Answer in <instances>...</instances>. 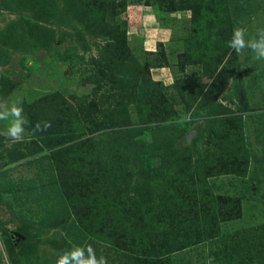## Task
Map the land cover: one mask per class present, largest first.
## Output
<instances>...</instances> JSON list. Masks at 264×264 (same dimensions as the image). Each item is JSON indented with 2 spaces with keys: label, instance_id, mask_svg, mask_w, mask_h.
Instances as JSON below:
<instances>
[{
  "label": "rangeland",
  "instance_id": "374dc122",
  "mask_svg": "<svg viewBox=\"0 0 264 264\" xmlns=\"http://www.w3.org/2000/svg\"><path fill=\"white\" fill-rule=\"evenodd\" d=\"M112 1L114 17L107 14L99 20L114 25L130 57L120 67L102 66L101 72L93 58L100 57L112 38L90 33L79 16L88 2L97 16L104 9L102 0H0V99L11 103L19 98L28 122L22 145L0 135V264H55L58 255L73 246L93 247L108 264H222L221 247L225 246L224 254H230V243L240 244L235 245L240 249L241 236L247 230H258L264 240V62L255 60L250 52L236 54L239 74L230 77L216 103H200L202 94L197 93L200 82L209 81L205 57L214 61L221 54L226 59L232 57L228 56L233 54L228 41L235 27L247 28L249 35L264 27V0ZM82 35L89 49L83 47ZM145 73L158 82L159 89L154 96L143 94L145 100L138 107L135 101H139L142 86L136 78H143ZM161 73L166 77L160 79ZM233 82L243 84L248 99L250 110L243 117L240 98H230ZM52 94L72 102L79 110L78 118L61 125L59 135L39 134L32 124L38 113L35 105ZM158 101L164 103V113L183 125L182 130L175 128L179 137L174 141L171 130L161 129L164 147L176 155L196 153L202 157L203 169L191 167L195 177L216 164L217 154L225 157L218 162L221 166L230 155H238L239 149L244 152L243 132L254 152L248 173L207 177L209 188L205 190L191 189L182 181L180 188L162 180L161 187L150 191V183L156 182L148 171L141 170L147 163H140L136 170L141 176L135 174L132 179L139 184L130 189L129 199L115 197L118 201L99 202L91 213L68 209L73 198L58 195L57 185L70 176L83 186L86 178L75 165L79 159L70 155H77L80 148H94L99 134L100 148H111L118 141L131 146L123 143L133 132L130 126L148 118V112L143 111L153 109ZM122 102L128 109L113 114L114 122L103 125L105 113L113 112ZM3 128L4 122H0V130ZM153 144L154 153L163 147ZM74 146L79 148L72 151ZM68 163L74 164L72 169ZM233 164L236 168L244 165L239 156ZM143 193H148L145 206L140 200ZM148 200L160 209L162 221L171 228L162 229L155 223ZM114 201L125 210H118ZM239 208L240 216L234 217ZM204 210L214 220V230L209 232L198 220ZM90 214L98 218L88 219ZM108 220L121 232L114 245L101 234V225ZM176 227L198 234L199 239L179 251L167 252L180 246L171 231ZM9 232L15 234V242L5 237ZM234 257L241 258L237 253ZM242 259L245 262L240 264L258 263L255 254ZM261 260L264 264V252Z\"/></svg>",
  "mask_w": 264,
  "mask_h": 264
},
{
  "label": "trees",
  "instance_id": "16d2710c",
  "mask_svg": "<svg viewBox=\"0 0 264 264\" xmlns=\"http://www.w3.org/2000/svg\"><path fill=\"white\" fill-rule=\"evenodd\" d=\"M102 6H104V9L102 8L99 12V14L96 16L95 8L88 3H84L83 5V12L80 13L79 20L82 22V24L87 25V29L90 33L99 34L100 36H110L112 38L111 41L108 42L102 49V54L98 58H93L94 63L99 66V71L103 72L102 66L106 68H112L115 65L120 67L123 63V60H125L127 57H130L128 54V50L123 44V41L119 37L116 29L114 28V25L111 26V24L102 23L101 21L105 19V16L107 14L111 17H114V7L112 9V6L114 2L112 0H102ZM120 6L124 7L121 3ZM96 16V17H95ZM103 16V17H102ZM96 18V20L93 19ZM101 17L102 20H99ZM100 23V24H98ZM82 45L85 49H89V43L87 42L85 36L82 35ZM228 51V50H227ZM206 55H202V57H205ZM236 53L233 52L232 57L229 59H226L225 54H221L219 59L217 61H214L213 58L205 57L207 59V66L210 69L207 73H205L209 77V81L206 83H203V81L200 82L201 89L198 88L197 93L198 96L202 94V99H199V102L202 103H208L209 102H215L216 103V97L219 95L220 92H222L225 87L228 86L230 77L237 76L239 74V68L240 65L238 64V59L236 60ZM83 59L84 57L81 56ZM204 58V59H205ZM202 59V58H201ZM200 59V60H201ZM117 62L118 65L116 64ZM196 62V60H194ZM215 64V65H214ZM206 72V70H205ZM106 77H109V74L107 73ZM118 80V79H116ZM136 81L139 82L142 86V89L139 91V101H135V103L139 104L138 107L143 105V102L145 100V96L143 94L148 93V95H155L156 94V88H158L157 83L155 80H153L150 76V74L145 73V76L143 78H136ZM115 83V81H114ZM233 90L230 93V98H232L233 95H236L240 98V110L242 111V114L244 112H249V105H248V99L246 97L243 84L233 82ZM118 90L122 91L121 88L118 87ZM116 96V94H115ZM65 97V96H64ZM50 98V99H49ZM124 100V96L122 97ZM40 104H36L38 113L34 116V119H32V124L35 128V124L37 122L43 123L44 121H50L51 127L48 128L45 131L38 132L39 134H56L59 135L61 131L57 129H62L61 125L66 124L67 122L70 123L72 118H78L79 110L75 107V105L70 102L69 100L65 98H58L57 94H52L50 97H44L41 98ZM150 101V100H149ZM209 104V103H208ZM39 105V106H38ZM127 106V108H126ZM164 106V103L161 101H158V104L155 105V107L149 111H143L148 112L147 116L148 118H145L142 123H135L130 126L133 132L130 133L128 136H130L129 140H124L123 143H132V145L124 144L122 146V142L118 141L111 145V148L108 147V149L100 148L98 145V139L101 134L98 135V138L95 137L94 140H96V145L94 148L92 146L88 149H79V152L77 155H70V158L79 159L75 160L77 165V169L80 170V172L84 173L86 176L84 180V185L80 186L78 184H75L72 177H68L67 180L62 181L59 185H57V191L56 193L58 195L60 194H66L68 198H73V204L72 206H68V209L76 208L77 210H82L85 212H92L93 208L98 207V203L104 202V204L111 203L112 200H115L113 198L115 197H121L123 199H129V192L130 189L132 190L135 186L139 184L137 181L135 184L133 183L132 179L135 174L140 175L141 172H138L136 170V167L138 164L147 163L144 165V170L141 168L142 172H147L149 175H151L152 180L156 183H150L149 189L150 191L157 190L159 187L162 186L161 181L165 180L167 184L175 185L177 187L183 188V185L179 184V182H183L184 185L191 189H196L197 187L205 190V188H209V184L205 181L206 178L210 176H219L223 174H232L237 176H243L246 175L250 168V163L253 161L251 160V157L253 156V148L252 144L249 140H247L244 132V152H242L239 149V153L230 155V158H227V160H224L223 165L219 166L218 162L225 157L223 155L217 154L214 158V164H216L210 168V170L203 171L202 173L197 175L196 177L192 174L191 167L194 165L198 166L199 169H203L202 164V157L199 158L197 155H191V154H184V155H176L172 150H167L165 146V140L162 139L161 133H164V128L166 130H171L172 132V140L176 139V137H179V135L175 134V128L178 130H182L179 122L175 120L174 117H171V115L167 113H164L161 108ZM121 108L122 110H119L118 108ZM128 104L125 102L123 104L120 103L117 105L116 109L113 110V112H110L109 114L105 113L102 121L103 125L105 123H108L109 121H113L115 117V113H120L123 110L128 109ZM118 109V110H117ZM117 110V111H116ZM142 111V110H141ZM239 114V113H238ZM146 116V117H147ZM240 115L238 118H240ZM36 118V119H35ZM214 119H210L209 122L213 123ZM218 120V119H217ZM88 122L90 120H87ZM102 129V128H101ZM164 129V130H161ZM214 128L210 127L209 131H213ZM101 131L100 129L97 131ZM128 132V131H127ZM160 132V133H159ZM242 134V133H241ZM135 137V138H134ZM250 137V136H249ZM151 139V140H150ZM93 140V139H92ZM88 141V140H86ZM90 141V139H89ZM88 141V142H89ZM157 142L160 145H163V147H159L158 152H153V143ZM23 142H20L19 145H22ZM168 144V140H167ZM76 148H79L78 146L72 147L75 150ZM101 149V150H100ZM103 150V151H102ZM246 152V153H245ZM87 154V156L84 158L83 155ZM239 156V159L241 160L244 165H240L236 168V166L233 164V160ZM69 158V159H70ZM255 158V157H254ZM251 160V161H250ZM230 162V167H228V163ZM155 163V164H154ZM68 167L73 168L74 164L68 163ZM170 165V166H168ZM141 166V165H140ZM159 168H158V167ZM196 169V171H197ZM151 172V173H149ZM198 172V171H197ZM193 175V176H192ZM141 176V175H140ZM56 185V184H55ZM91 188V189H88ZM40 190V188H38ZM94 190V191H92ZM92 191V192H91ZM148 193H143L140 196V200L142 203V206H145V199ZM212 194V193H211ZM151 196V194L149 195ZM117 199V198H116ZM79 201V202H78ZM118 201V200H115ZM114 201V206L116 205ZM147 202H150V206H152V214L154 215L155 223L162 229H168L171 228L168 222L162 221V216L160 213V209H156L155 206H153V201L148 200ZM76 205V207H75ZM147 207V206H146ZM160 207V206H159ZM116 208L118 210H125L122 206H117ZM237 214L234 215V217H238L241 214V208L237 210ZM81 214H79L80 216ZM85 215V214H83ZM82 218L84 216H81ZM88 219L94 220L98 218L95 214L86 215ZM210 215L208 212H203L202 216L198 215V220L200 227L206 231H211L213 229V226L211 225L214 221L213 219L209 218ZM159 220V221H156ZM105 221H103L104 223ZM111 221L108 220L105 226L101 225V234L105 235V237L110 241L109 244L114 245L116 236L121 233L120 230H118L116 227L112 226L110 223ZM215 228V226H214ZM217 232H220V227L218 224H216ZM139 230V229H137ZM214 230V229H213ZM172 233L175 234L177 239L180 243V246L177 247H170V249H167L166 251H179L182 248L189 246L193 243H196L198 241L199 236L198 234H194L188 229L183 228H172ZM5 237L15 242V234L14 233H7ZM139 239V238H136ZM153 240V239H151ZM150 240V241H151ZM119 241H125L123 239H119ZM140 241H142L140 239ZM241 247L240 249H236L235 245L240 244H231L230 254H224L225 253V246L221 247L219 253H220V260L222 264L224 263H230V264H240L239 261L245 262L242 257L251 258L255 254L258 259H255L258 261L257 264H260L262 262V256L264 252V246H261L264 244L263 236L260 235L258 230L254 229L252 232L249 230L246 231L245 234L241 236ZM118 242V241H117ZM143 242V241H142ZM172 243H175L174 240ZM229 243V242H228ZM227 243V244H228ZM122 245L125 244V242L121 243ZM178 245V242L175 243ZM173 244L172 246H175ZM182 244V245H181ZM122 245H119L117 243V246L123 247ZM244 245V246H242ZM229 249V244L227 246ZM150 253H153L152 250H149ZM238 254L241 258L234 257L235 254ZM243 253H245L243 255ZM154 255V254H151ZM155 256V255H154ZM233 257V258H232Z\"/></svg>",
  "mask_w": 264,
  "mask_h": 264
},
{
  "label": "clouds",
  "instance_id": "9594fccd",
  "mask_svg": "<svg viewBox=\"0 0 264 264\" xmlns=\"http://www.w3.org/2000/svg\"><path fill=\"white\" fill-rule=\"evenodd\" d=\"M228 47L238 56L250 52L255 60L264 62V27L257 28L253 35H249L247 28L235 27L228 41ZM231 55L232 52H229L228 56ZM21 105L22 101L19 98L11 103L0 99V122H4L0 135L13 144L23 142L25 139V126L28 122ZM50 127V121L37 122L34 131H45ZM55 264H108V261L103 255L97 256L91 246H73L61 252Z\"/></svg>",
  "mask_w": 264,
  "mask_h": 264
},
{
  "label": "crops",
  "instance_id": "0c3cea01",
  "mask_svg": "<svg viewBox=\"0 0 264 264\" xmlns=\"http://www.w3.org/2000/svg\"><path fill=\"white\" fill-rule=\"evenodd\" d=\"M162 75H164V74L161 73V75H158V77H160V79H161L162 77H166V76H162Z\"/></svg>",
  "mask_w": 264,
  "mask_h": 264
}]
</instances>
